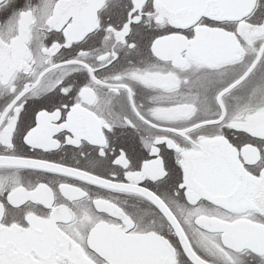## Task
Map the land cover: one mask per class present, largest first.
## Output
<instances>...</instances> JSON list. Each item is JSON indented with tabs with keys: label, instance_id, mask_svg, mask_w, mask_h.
Here are the masks:
<instances>
[{
	"label": "snow or ice",
	"instance_id": "1",
	"mask_svg": "<svg viewBox=\"0 0 264 264\" xmlns=\"http://www.w3.org/2000/svg\"><path fill=\"white\" fill-rule=\"evenodd\" d=\"M0 264H264V0H0Z\"/></svg>",
	"mask_w": 264,
	"mask_h": 264
}]
</instances>
